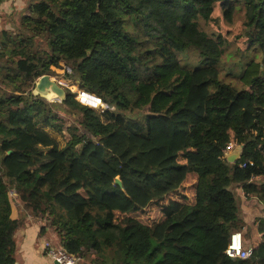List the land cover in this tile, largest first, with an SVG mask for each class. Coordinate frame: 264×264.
<instances>
[{"label":"trees","instance_id":"trees-1","mask_svg":"<svg viewBox=\"0 0 264 264\" xmlns=\"http://www.w3.org/2000/svg\"><path fill=\"white\" fill-rule=\"evenodd\" d=\"M237 4L261 57L243 65L239 86L221 78L222 38L200 27L220 6L231 20ZM187 49L201 65L182 64ZM58 68L107 108L65 86L59 104L35 95ZM230 143L243 146L236 163ZM192 177L188 202L179 191ZM11 191L42 236L86 262L264 264V209L251 224L240 202L241 192L264 208V0L31 4L20 31L0 32V264L17 263ZM154 204L159 221L133 215ZM235 232L254 246L251 258L225 254Z\"/></svg>","mask_w":264,"mask_h":264},{"label":"rangeland","instance_id":"rangeland-1","mask_svg":"<svg viewBox=\"0 0 264 264\" xmlns=\"http://www.w3.org/2000/svg\"><path fill=\"white\" fill-rule=\"evenodd\" d=\"M11 8L7 10L9 11L6 12L7 14L1 13L0 18L2 20L0 21V32L3 31L5 29V26L7 25H8L7 27L8 31L18 32L21 30V17L19 16L22 15L23 12H25L24 10L25 8H22V5L20 6L14 4L13 5L14 12L12 14H11ZM244 22H245V8L242 4H237L236 10L232 15L231 20H228L224 17V9L222 6H220L216 10V14H214L213 20L211 22L206 23L205 21L200 20V27L202 30L207 32L209 35L214 36L215 38H218L219 36L222 38L224 42L223 45L224 56L219 64L221 78L226 82H232L237 86H239L238 75L243 65L252 59L257 61L261 58L258 47L255 45H251L248 41L244 29ZM38 43L40 48L49 50L47 38H41ZM178 56L182 64L188 68H195L196 66L198 67L199 65H201L203 59L200 53H198V51H196L195 49L183 50L178 54ZM65 68L67 67L65 66ZM62 76H63V68L62 69L58 68V72L51 77L60 81L65 87L70 88L73 92H76L79 89L77 86H75L77 87V90L73 89L72 86L74 84L72 85V83H66ZM45 99L50 103L59 104L60 102H63L60 100V98L55 97L53 95H51V97L50 96L46 97ZM233 144L235 145V143ZM236 147L237 146L235 145L233 150ZM195 181L196 178L192 177L188 181V183L182 188V190L179 191L180 196L182 194H185L187 196L188 202H192V200L194 199L193 187ZM11 198L12 201L15 203L16 197L12 196ZM248 201H250V199H246L243 193L240 192V202L241 205H243V208L245 203H247ZM256 206L258 207V205ZM133 215L138 217L144 223L153 224L159 221L160 219H162V208L161 205L154 204L151 205L149 208H147L145 211L137 212ZM254 215L253 217L251 216L250 218L251 224L255 221V219H257L256 218L257 216ZM249 245L254 247L250 241L247 242V246Z\"/></svg>","mask_w":264,"mask_h":264},{"label":"crops","instance_id":"crops-1","mask_svg":"<svg viewBox=\"0 0 264 264\" xmlns=\"http://www.w3.org/2000/svg\"><path fill=\"white\" fill-rule=\"evenodd\" d=\"M39 0H1L0 1V17L1 13L9 12L7 11L11 8V14L14 12L13 5H22V8H25V12L19 17H23L28 14L29 6L38 2ZM15 2V3H14ZM7 14V13H6ZM16 17V16H15ZM14 17V18H15ZM2 19L0 18V21ZM8 25L5 26L4 30H7ZM255 200L252 199L244 205V211L248 217L259 216V214L264 208L260 205V209L256 208L254 205ZM252 203V204H251ZM13 210L12 218L20 222V227L16 231L14 238L16 242V264H54L51 259L47 256L46 251L43 248L44 242H53L54 238H48L42 236V222L30 215H24L17 208L15 203L12 201ZM251 213V214H250ZM262 237V235H260Z\"/></svg>","mask_w":264,"mask_h":264},{"label":"built area","instance_id":"built-area-1","mask_svg":"<svg viewBox=\"0 0 264 264\" xmlns=\"http://www.w3.org/2000/svg\"><path fill=\"white\" fill-rule=\"evenodd\" d=\"M68 73H71V68L67 67L65 68ZM75 93H77L76 99L87 106H90L95 109H106L107 106L103 103L102 99L92 95L90 93H87L85 91H81L78 89ZM92 98L93 100L91 102L88 101V99ZM235 145L233 143H230L226 147V153H230L233 151V148ZM253 165V163H251ZM247 164H242V168H246ZM11 197H16L15 191H11L10 193ZM43 248L47 253V256L51 259L53 263L58 262V264H95L91 262H86L80 257H75L70 254H68L63 248L55 246L51 242H44ZM254 253V247L252 246H245L244 244V238L243 234L241 232H235L231 235L227 249L225 251V254L231 258L232 260H238V259H249L253 256Z\"/></svg>","mask_w":264,"mask_h":264},{"label":"water","instance_id":"water-1","mask_svg":"<svg viewBox=\"0 0 264 264\" xmlns=\"http://www.w3.org/2000/svg\"><path fill=\"white\" fill-rule=\"evenodd\" d=\"M62 86L64 85L60 81L49 75H44L36 81L33 93L43 98L53 95L60 98L61 101H64L66 99V91ZM242 151L243 146H237L232 152L226 154L227 160L230 163H236L240 160ZM54 264H58V262H55Z\"/></svg>","mask_w":264,"mask_h":264},{"label":"bare ground","instance_id":"bare-ground-1","mask_svg":"<svg viewBox=\"0 0 264 264\" xmlns=\"http://www.w3.org/2000/svg\"><path fill=\"white\" fill-rule=\"evenodd\" d=\"M50 97H51V96H50ZM92 100H93L92 98L88 99L89 102H91Z\"/></svg>","mask_w":264,"mask_h":264}]
</instances>
